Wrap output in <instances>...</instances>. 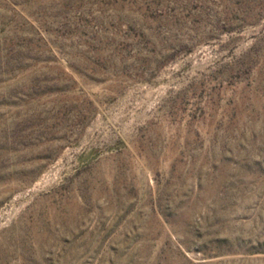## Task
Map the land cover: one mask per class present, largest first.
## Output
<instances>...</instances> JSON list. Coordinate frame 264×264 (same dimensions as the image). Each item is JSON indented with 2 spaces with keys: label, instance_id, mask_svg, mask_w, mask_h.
<instances>
[{
  "label": "rangeland",
  "instance_id": "rangeland-1",
  "mask_svg": "<svg viewBox=\"0 0 264 264\" xmlns=\"http://www.w3.org/2000/svg\"><path fill=\"white\" fill-rule=\"evenodd\" d=\"M0 264H264V0H0Z\"/></svg>",
  "mask_w": 264,
  "mask_h": 264
}]
</instances>
